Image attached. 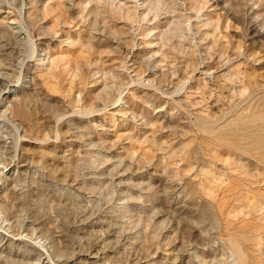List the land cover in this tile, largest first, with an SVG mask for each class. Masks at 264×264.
<instances>
[{
    "label": "rangeland",
    "instance_id": "rangeland-1",
    "mask_svg": "<svg viewBox=\"0 0 264 264\" xmlns=\"http://www.w3.org/2000/svg\"><path fill=\"white\" fill-rule=\"evenodd\" d=\"M1 1L0 264H264V0Z\"/></svg>",
    "mask_w": 264,
    "mask_h": 264
},
{
    "label": "bare ground",
    "instance_id": "bare-ground-1",
    "mask_svg": "<svg viewBox=\"0 0 264 264\" xmlns=\"http://www.w3.org/2000/svg\"><path fill=\"white\" fill-rule=\"evenodd\" d=\"M0 15L2 16V20L5 19H11L10 23L17 25V21L13 18V13L11 10L7 9V7L2 3V1L0 0ZM16 16V15H15ZM13 18V20H12ZM16 28V27H15ZM19 33V32H17ZM43 59V58H42ZM44 63V62H43ZM7 77L5 76V74L0 70V84L5 81ZM8 79V78H7ZM10 79V77H9ZM7 83V80H6ZM15 90H9L8 92H6L4 95L7 96L9 100H11L14 96H15ZM17 94V93H16ZM5 99V98H4ZM4 101V100H3ZM9 116V112L8 109L5 107L4 103L0 104V117L6 118ZM2 132V131H1ZM90 256V255H89ZM100 257V256H99ZM90 259H95L97 258L95 254H93L92 256L89 257ZM88 261V260H87ZM89 262H93V261H89ZM98 263V262H97Z\"/></svg>",
    "mask_w": 264,
    "mask_h": 264
}]
</instances>
